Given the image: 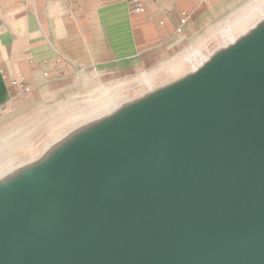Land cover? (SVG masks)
<instances>
[{"label": "water", "instance_id": "1", "mask_svg": "<svg viewBox=\"0 0 264 264\" xmlns=\"http://www.w3.org/2000/svg\"><path fill=\"white\" fill-rule=\"evenodd\" d=\"M0 264H264V19L1 178Z\"/></svg>", "mask_w": 264, "mask_h": 264}, {"label": "crops", "instance_id": "2", "mask_svg": "<svg viewBox=\"0 0 264 264\" xmlns=\"http://www.w3.org/2000/svg\"><path fill=\"white\" fill-rule=\"evenodd\" d=\"M233 1L0 0V119L170 45Z\"/></svg>", "mask_w": 264, "mask_h": 264}, {"label": "rangeland", "instance_id": "3", "mask_svg": "<svg viewBox=\"0 0 264 264\" xmlns=\"http://www.w3.org/2000/svg\"><path fill=\"white\" fill-rule=\"evenodd\" d=\"M259 2L261 7L250 13ZM232 4L166 47L105 67L100 74L84 75L68 94L1 118L0 176L41 158L79 127L186 76L264 19V0H234Z\"/></svg>", "mask_w": 264, "mask_h": 264}, {"label": "bare ground", "instance_id": "4", "mask_svg": "<svg viewBox=\"0 0 264 264\" xmlns=\"http://www.w3.org/2000/svg\"><path fill=\"white\" fill-rule=\"evenodd\" d=\"M261 5H262V3L261 2H259L258 4H256L249 12L250 13H252V11L253 10H255V9H259L260 7H261ZM249 14V13H248ZM157 76H154V77H152V78H150V79H155ZM149 79V80H150ZM22 163H24V162H22ZM25 164H27V163H24V164H22V165H20V166H18V167H16L14 170L13 169H11L10 170V172H8V173H6V174H4V175H2V176H0V179L1 178H3V177H6V176H8V175H10L11 173H13V172H15V171H17L18 169H20L21 167H23V166H25Z\"/></svg>", "mask_w": 264, "mask_h": 264}, {"label": "built area", "instance_id": "5", "mask_svg": "<svg viewBox=\"0 0 264 264\" xmlns=\"http://www.w3.org/2000/svg\"><path fill=\"white\" fill-rule=\"evenodd\" d=\"M186 19H189L188 15H186Z\"/></svg>", "mask_w": 264, "mask_h": 264}]
</instances>
